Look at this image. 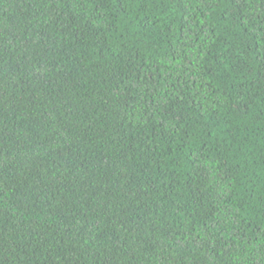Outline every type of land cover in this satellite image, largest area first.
Returning a JSON list of instances; mask_svg holds the SVG:
<instances>
[{
  "label": "trees",
  "instance_id": "1",
  "mask_svg": "<svg viewBox=\"0 0 264 264\" xmlns=\"http://www.w3.org/2000/svg\"><path fill=\"white\" fill-rule=\"evenodd\" d=\"M0 264H264V0H0Z\"/></svg>",
  "mask_w": 264,
  "mask_h": 264
}]
</instances>
